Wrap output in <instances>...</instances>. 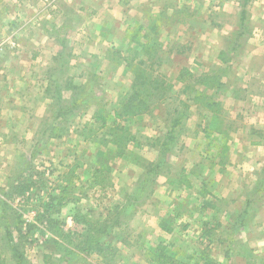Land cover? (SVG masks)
I'll list each match as a JSON object with an SVG mask.
<instances>
[{"label":"rangeland","instance_id":"374dc122","mask_svg":"<svg viewBox=\"0 0 264 264\" xmlns=\"http://www.w3.org/2000/svg\"><path fill=\"white\" fill-rule=\"evenodd\" d=\"M242 1L236 0L240 4ZM202 2L205 6L198 18L214 23L218 16L222 17V40L231 45L238 39V50H250L251 57H258L252 62V70L264 72V28L257 22L238 25L233 13L223 16V10L217 14L215 5L221 6V0ZM49 3V8L57 9L53 1ZM2 6L3 0L0 65L4 57H23L15 52L19 48L9 42L12 39L3 26L19 16L10 9L6 11L8 16H3ZM226 9L231 11L233 7ZM253 33L256 35L250 41L242 43L245 36ZM81 34L79 27L71 33L73 37ZM152 34L150 46L126 42L118 44L120 50L113 46L111 57H104L97 68L86 69L83 62L77 65L75 59L69 62V55L62 51L59 57L63 60L57 66L60 71L50 72L52 101L44 102L42 95H35L39 86L26 89L31 92L24 100L29 108L21 119L16 117V124L0 130V138L6 134L4 130L14 133L13 141L7 142L10 145L5 150L0 148V158L10 170L5 186H0V264H156L148 255V247L157 243L166 246L172 264H264V142L259 147L237 140L228 146L225 138L226 130L238 129L245 117L264 118L263 110L235 101L245 94L243 84L253 87L258 80H244L243 70L233 68L235 61L223 64L217 60L219 37L215 31L208 30L205 57H163L165 45L157 32ZM173 41L166 47L178 52L183 49V40ZM27 44L34 52L36 46ZM72 47L75 56L80 47ZM145 49L150 54L153 51V57H146ZM139 50L142 55L133 57ZM187 50L193 53L191 47ZM187 61L195 77L177 81L176 75ZM197 73L207 74L206 83L197 82ZM4 76L0 66V91ZM47 78L48 74L43 84ZM221 78L229 82L221 94L229 93L230 97L222 107L210 110L206 102L223 99L214 90ZM133 86L145 98L142 111L134 109L116 118L120 100L132 92ZM252 91L251 95L264 97V79L262 87ZM198 94V99H193ZM247 107L251 114H245ZM4 110L0 107V120L6 117L9 121L10 111ZM98 115L106 117L103 127ZM210 116L227 126L225 130L219 126L222 134L213 124L204 128ZM179 118V125L172 128L173 121ZM169 134L172 138L168 144ZM229 147L234 155L231 153L228 161L236 164L234 167L230 162L227 175L232 188L229 184L218 191L203 181L202 174L208 167L216 173L212 165L218 160L227 161L220 156ZM237 152L245 158L237 156ZM68 182L70 189L63 194L60 188ZM21 183H31V189L24 196H14L12 186ZM48 202L60 203L59 211L46 210ZM159 221L172 231H163ZM86 222L93 228L88 230ZM81 234L91 236L89 241L94 237L110 244L112 253L107 255L106 251L102 256L79 249L84 241Z\"/></svg>","mask_w":264,"mask_h":264},{"label":"crops","instance_id":"0c3cea01","mask_svg":"<svg viewBox=\"0 0 264 264\" xmlns=\"http://www.w3.org/2000/svg\"><path fill=\"white\" fill-rule=\"evenodd\" d=\"M51 1L57 6V11L49 8V2ZM243 3V1L241 4L237 3L236 0H221V6L220 4L219 6L218 4L215 5L214 12L220 15V12L223 10L225 11L223 16L227 13L230 16L233 13V17L238 20L237 24L241 26L243 24L252 25V23L256 24L255 22H257L264 28L262 24L264 23V0H249L246 6ZM204 6L205 4H203L202 0H3V6L1 7L5 11L3 12V16H8L6 11H9V9L16 10V14L19 16V18L14 17L10 19L7 24L3 23V26L6 27L7 33H9L7 37L12 39L9 42L12 43L13 47L15 46L14 48H19L15 52L20 53L23 57H4L2 65H0L6 75L3 77L2 91H0V101H5L0 107L5 108L4 111H10L9 119L11 120L8 121L6 117L0 120V130L11 126V124H16V117L20 118L29 108V105L24 104V100L31 92H27L26 89H36L39 86L40 90L37 89L35 95H38V93L42 95V101L44 102L52 101L50 93L51 84L48 83H52L50 72L54 70L59 71V67L57 68L59 54L63 56L64 53H67L69 57L66 58L69 62L73 59L76 60L77 65L83 62L86 69L97 68V64L104 57H111L110 53L113 50V46H116V48L118 44L123 46V42L129 43L131 46H150L154 40L152 33L157 32L160 35L159 37H161L163 45H165L161 50L163 57H205L203 55L205 42L209 39L207 33L210 30V32H217L216 37H219L215 57L220 61L218 58L219 53L221 51L228 52L231 46L222 40L225 34V24L222 17L219 18V16L217 17V22L214 21V23H212V20L207 22L199 19L198 14H202ZM226 7H233V10L226 11ZM243 9L245 10V19L241 23V11ZM159 16H163L162 20L154 21V18ZM57 17L60 19L59 23H57ZM15 20H19L20 22H15ZM15 25L17 27L13 31L10 30ZM78 27L81 28V33L83 34L78 35L79 37H73L71 33L74 28ZM119 33H122V35L119 36ZM13 35H16V37ZM255 35L254 33L252 35L248 34L244 37L246 41L244 39L242 43L250 41ZM172 39L174 43H176L177 39L183 40V45L180 44L183 49H180L178 52L172 47H166L173 44L171 42ZM27 43L36 46L34 52L33 48L27 46ZM73 45L80 47L75 56H73V52H76L72 47ZM94 47H98V49L95 50ZM190 47L193 53L188 52L187 49ZM117 49L120 50V48ZM62 51L64 53H61ZM117 52L121 54V51ZM13 53L10 56H13ZM142 53L139 50L137 53H134L133 57H136V55L140 56ZM122 55H124L123 51ZM228 56L230 57V61L227 64L235 61L236 64L233 68H235V71H239V69L243 70L244 80H247L246 78L250 79V82L254 78L258 80L256 82L257 85L253 87L247 88V85L243 84L244 88L246 86L245 94L239 98L236 97L235 101L239 99L244 104L248 103L251 107L264 111V97L257 98L255 95H251L253 94L252 88H261L262 80L264 79L263 71L252 70L251 67L252 62L258 57H251L253 54L251 55L250 50H238L234 55L229 53ZM146 57H153V51L150 54L148 50ZM30 68L32 69L29 70ZM184 68H187L191 72L192 77H195V72L189 66L188 61ZM5 69H7L8 74ZM40 72L41 74H37ZM47 74L48 78L46 79V83L43 84L42 82H44ZM178 74L176 75V80ZM201 74L197 73L196 75H200L198 77L207 75ZM75 78L77 77H74L73 81ZM219 81L218 86L221 89L218 88L219 90L217 89V91H219L223 99L220 98L221 100L216 101V103L219 104V107H222V102L227 99V96L230 97V95L229 93L221 94V91L225 88L228 89L229 82L228 80L223 81L222 78ZM54 82L57 84L56 81ZM249 95L252 98L248 101ZM235 96L231 97L235 99ZM243 108H245L244 105ZM248 109L247 107L245 110V114L247 115L248 113H252ZM249 117H245L243 123L241 121V126L238 129L226 130L225 138L227 139L228 146H230L229 143L237 140L240 142L248 141L254 145H260L259 147L264 144V118L253 120L251 116ZM205 123L208 124V120ZM220 126L223 130L227 128L223 123H220ZM239 130L243 133H235V131ZM4 132L7 135L4 133L3 138H0V148L5 150L7 145H10L7 142L11 143L13 141L12 137L14 133L5 130ZM214 133L213 135L216 136L217 140H221L219 134ZM231 149L230 147L226 148L227 151H224V154L220 156L221 158L225 156L227 161L223 159V163H220L218 160L217 163L214 162L212 165L216 173L210 172V167H208L209 170L205 168L207 171H203L202 174L203 181L205 183L210 182L218 191L230 184L227 179L228 170L232 167V164L234 167L236 165L233 161H228L231 155H234ZM2 155L6 156L5 153ZM237 156L245 158L242 152H237ZM230 162L233 163L231 164ZM232 169L234 170V168ZM259 172L261 173L262 171ZM9 176V165L4 163L3 157H1L0 186H5V182L8 181ZM209 176H211V179H208ZM257 183L260 184V181H257ZM234 188L241 189L243 186H234ZM244 204L246 203L244 202Z\"/></svg>","mask_w":264,"mask_h":264},{"label":"trees","instance_id":"16d2710c","mask_svg":"<svg viewBox=\"0 0 264 264\" xmlns=\"http://www.w3.org/2000/svg\"><path fill=\"white\" fill-rule=\"evenodd\" d=\"M248 1L249 0H244L243 5L246 6ZM244 19H245V10L243 9L241 11L240 22L242 23L244 21ZM244 41H246V39ZM238 42H239L238 39H234L230 48L228 49V52L221 51L219 53L218 58L223 64H226L230 61V57L228 56L229 53L234 55L238 51V48H240V46H241V44ZM136 52H138V51H136ZM143 52L145 54H148L147 49H145ZM59 60H63V57H59ZM58 70L60 71V67ZM191 77H192L191 72L187 68H182L180 70L178 76H177V80L182 81V80L190 79ZM206 79H207V75H202L201 77L197 78V82L206 83ZM219 83H220V81H218V84ZM141 84H143V83H141ZM218 84L215 86V89H214L215 91L218 88H221L218 86ZM208 88H210V86H208ZM199 94H201V93H199ZM199 94L196 96V98L193 97V99L197 100L199 97ZM143 101H145V98L137 90L134 91V86H133L132 92L128 93L125 97H122V99L120 100L121 106L118 110L115 111V117L116 118H123L124 115L132 113V110H134V109L142 111ZM205 107H207L208 109L211 110L213 107H219V104L216 102L208 101L205 103ZM97 117L99 119H101V121H102L101 127H103L105 125L106 117L102 116V115H98ZM178 123H180V118L173 121L172 128L176 127V125ZM220 123H221V121L218 120L216 116H213V117L210 116L208 118V124L205 123L206 125L204 128L207 129V127H211V124H213V125H215V126H213V128H215V130L217 129L216 130L217 132H220V129H219ZM120 133H122V131ZM222 133L223 132H220L219 134H222ZM118 138L119 139L121 138L120 135L118 136ZM167 138L168 139H166V140L168 143V140H170L172 137H170V134H169L167 136ZM115 141L117 144H120L118 140H115ZM101 170L102 169H100L99 174L101 173ZM95 172H98V171L96 170ZM94 176L98 177L97 175H94ZM17 184L12 186V188H13L12 194H15L14 196H24L26 194V192H28L31 189V183H21L20 186H17ZM69 185H70V182H68L67 186L61 187L60 192H62L63 194H66L67 190L70 189ZM61 197H64V196H61ZM60 206H61V204L58 202L55 204H53L52 202H48V204H45L46 210H50V211L54 210V212H58L59 208L57 209V207H60ZM86 224L88 225V230L93 228V225L91 223L86 222ZM158 225L163 231H166V232L172 231V228L169 225L165 224L163 221H159ZM207 225L209 227L211 226L209 223H207ZM80 237H82V239H84V241H83V245H79L78 247H79V249L83 250L84 252L97 253L99 255L103 254L102 256H104V254H106V251L109 252L107 255H110V253H112L113 247L112 246L110 247V244L108 245V243L101 242L99 240V238L95 239L93 237V239L91 241H89L88 239L91 236L81 234ZM86 241H89V242H86ZM165 247H166L165 245L159 244V243L155 244V246L148 247V255H152L154 257V259H152V261L156 262V264H172V257L166 254V252H165L166 248ZM106 260L107 259H105V262H108ZM17 264H19V263H17Z\"/></svg>","mask_w":264,"mask_h":264},{"label":"built area","instance_id":"2783aa9c","mask_svg":"<svg viewBox=\"0 0 264 264\" xmlns=\"http://www.w3.org/2000/svg\"><path fill=\"white\" fill-rule=\"evenodd\" d=\"M49 4H51V3H49ZM3 42V41H2ZM0 43V51L3 49V47H2V45L4 44V43Z\"/></svg>","mask_w":264,"mask_h":264}]
</instances>
